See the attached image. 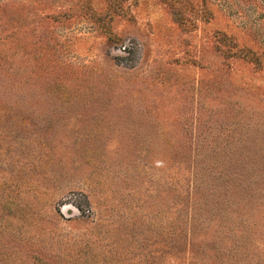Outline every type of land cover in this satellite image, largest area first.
Masks as SVG:
<instances>
[{
	"label": "rangeland",
	"instance_id": "374dc122",
	"mask_svg": "<svg viewBox=\"0 0 264 264\" xmlns=\"http://www.w3.org/2000/svg\"><path fill=\"white\" fill-rule=\"evenodd\" d=\"M0 264H264V0H0Z\"/></svg>",
	"mask_w": 264,
	"mask_h": 264
}]
</instances>
